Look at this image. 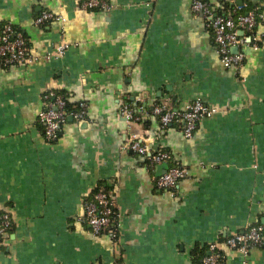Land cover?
<instances>
[{
	"label": "crops",
	"instance_id": "obj_1",
	"mask_svg": "<svg viewBox=\"0 0 264 264\" xmlns=\"http://www.w3.org/2000/svg\"><path fill=\"white\" fill-rule=\"evenodd\" d=\"M0 0V20L27 36V64L0 68V212L13 226L0 238V264H197L198 246L221 243L225 264H264L223 242L264 224V0H206L223 12L259 8L241 70L226 68L193 0ZM50 11L64 17L37 25ZM62 40V57L48 58ZM88 105L59 139H45L38 115L47 91ZM200 98L218 108L191 138L163 128L156 103L183 108ZM128 103L139 120L127 121ZM135 136L168 150L188 170L175 192L160 190L161 166L129 148ZM107 188L119 212L117 240L81 221L84 200Z\"/></svg>",
	"mask_w": 264,
	"mask_h": 264
},
{
	"label": "built area",
	"instance_id": "obj_2",
	"mask_svg": "<svg viewBox=\"0 0 264 264\" xmlns=\"http://www.w3.org/2000/svg\"><path fill=\"white\" fill-rule=\"evenodd\" d=\"M82 6L87 10H107L110 8L108 0H84ZM248 8L245 4L234 3L223 12H218L206 0H193L192 10L203 16L210 28L213 39L220 54L223 65L231 70H241L245 54L240 47L252 41V33L259 23L261 12L259 8ZM61 20L50 11L40 13L35 22L44 25L51 21ZM71 44L62 40L55 46L54 53L48 58L62 57ZM236 48L237 51L233 49ZM29 41L23 31L11 21L0 20V68L27 64L29 56ZM67 95L59 91H47L43 95V107L38 115L45 139L53 143L61 135L64 125L69 121L83 120L87 114L88 105L84 101L68 107ZM218 112V108L197 98L183 108L174 107L167 103H156L152 114L159 119L163 128L172 124L179 125L186 138L193 137L199 122ZM121 114L127 121L139 120L140 115L130 104L121 107ZM129 148L147 157L151 166L167 165V170L158 174L155 185L158 189L175 194L180 181L188 174V170L168 150L152 151L143 139L135 136L129 143ZM81 221L89 226L94 235H106L117 240L120 233L119 212L115 199L106 187L100 186L92 195L84 200V214ZM13 226L9 212H0V238L6 235ZM223 244L229 249L241 252L247 256L252 247L264 246V224H252L240 233L231 234ZM221 243L209 244L208 253L198 264H225L226 255L221 249Z\"/></svg>",
	"mask_w": 264,
	"mask_h": 264
},
{
	"label": "trees",
	"instance_id": "obj_3",
	"mask_svg": "<svg viewBox=\"0 0 264 264\" xmlns=\"http://www.w3.org/2000/svg\"><path fill=\"white\" fill-rule=\"evenodd\" d=\"M253 8L252 5L248 4V8L246 9H251ZM61 92V91H60ZM63 93V92H61ZM73 104L68 103V107L70 108ZM209 247V245H208ZM208 247L204 246V247H200L198 246L197 248H195V250L193 251V258L195 259V261L197 262V264L200 262L201 258L206 255L208 253Z\"/></svg>",
	"mask_w": 264,
	"mask_h": 264
},
{
	"label": "water",
	"instance_id": "obj_4",
	"mask_svg": "<svg viewBox=\"0 0 264 264\" xmlns=\"http://www.w3.org/2000/svg\"><path fill=\"white\" fill-rule=\"evenodd\" d=\"M233 50H234V51H237V49H236V48H234ZM160 168L162 169V171H161V172L163 173V172H165V171L167 170V165H166V164H164V165H162Z\"/></svg>",
	"mask_w": 264,
	"mask_h": 264
}]
</instances>
